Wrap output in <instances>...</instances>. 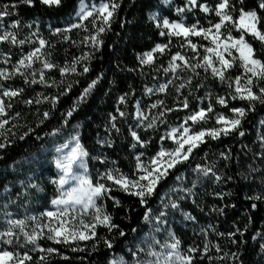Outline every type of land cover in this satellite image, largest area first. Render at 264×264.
Segmentation results:
<instances>
[{
	"label": "snow or ice",
	"instance_id": "6c2138e0",
	"mask_svg": "<svg viewBox=\"0 0 264 264\" xmlns=\"http://www.w3.org/2000/svg\"><path fill=\"white\" fill-rule=\"evenodd\" d=\"M124 0H100L99 4H87L85 0H78V7L75 12L77 22H68L65 27H53L49 25V32L53 35H62L63 41H71L69 33L74 29H83L89 33L81 41L80 44L89 48L88 51L82 52L80 56H74L71 61L67 59L61 65L52 59V52H45L44 49L49 41L46 40L40 32L39 20L28 21L23 23V27L32 28L36 25L35 31H29L24 38H20V29L22 26V18L19 9L21 6L34 8L37 3L41 6L59 8L63 5V0H8V2L0 3V43H7L11 46H24L26 44L33 45L31 50L20 55V57L9 68H0V79L7 81L13 76L19 75L23 77L24 83L41 84L47 87L56 86L58 89L62 86L63 91L57 94L44 95L36 93L35 98H28L22 101L25 105L41 104L49 101L52 109H56L61 99L67 97L74 90V86L81 83V79L86 77L92 71L91 61L95 53L104 45V35L112 31V25L117 20L118 13L122 8ZM175 0H158L154 3L152 0H132L129 7H136L140 3L141 7L149 9L148 18L155 22L159 36L166 37L167 43H155V45L147 51L136 54L138 68H129L127 71L134 72L139 70L144 75L145 66H153L158 56H162L170 51L172 38H182L179 44L180 48L187 46L193 52V57L189 58L176 51L171 54L168 66L161 67L165 73H171L181 82L176 84L175 79H169L158 86L148 87L145 85L144 93L151 95L153 93H163L165 96L169 94V87L174 86L177 94L173 101V106H167L165 100L157 99L155 103L148 106V110L159 109L158 114L151 116L145 114L141 107V101L136 100L134 105L135 113L133 119L135 124H128V135L131 137L132 143L129 145L136 150L133 159L135 161L131 174L125 173L116 164L111 161L110 167H106L103 172L98 171L96 178L89 172L88 158L90 152L81 141V134L78 130L68 133V139L60 144L54 145L55 155L52 163L55 166L56 174L47 179L49 185H54L57 193L51 199V205L55 206V210H46L38 215H25L23 218H12V213L6 211L10 205L27 208L29 205L38 204L46 195V187L40 182H36L41 176L40 157L33 160L23 157L21 159H13L11 163L5 164L4 169L0 171V175L7 174L10 180L0 181V207L4 209L6 227L0 230V264H31L34 257L33 253H41L35 260V264H53V258L59 257L67 261L69 256L57 247H44L40 243L42 239L55 242V244H64L70 247L71 251L89 252L88 257H78L81 264L87 261V264H99V261L93 262L89 257L99 252V245L103 243L104 247L112 250L116 237L111 239L107 236L98 234L97 229H106L108 233L116 230L119 237H125L126 231L113 222V214L108 211L107 200H111L114 210L122 207L119 198L112 195L113 191H122L126 195L133 196L138 199L140 207L144 209L142 222L148 227V231L143 233L139 243L133 247H129L127 252L130 257L121 254L117 258L110 259L108 264H198L205 258L212 264L214 260L223 261L229 258V253L225 252L222 256L213 257L210 255L212 248L217 253L222 252L219 243L213 244L207 239L209 232L218 236L227 235L231 243H238L235 239L237 234L243 235L248 230V224L244 225L243 230L235 227L234 231L228 233L218 232L215 225L208 224L200 226L198 235L205 237L203 247L196 244H189L186 249L182 247L184 241L177 235L174 225L179 224L188 227L189 222L197 224V216L191 211L185 210L183 207L185 202H191V205L203 208L198 203L200 198V189H204L207 182L219 186L233 180H248L250 182L258 181L264 186V133L258 135L260 141V151L251 155L253 161H257L260 167H254L252 164L242 166L235 176L228 175L226 169L231 165H242L240 153L233 154L229 147L219 152L216 160L208 163H195L194 167L185 168L182 172H176L177 169L189 165L200 150L201 145L206 144L209 140H219L221 137H228L237 134L240 137L245 136L243 123L248 114L257 111L258 106L264 107V0H256L255 5L249 7L247 0H213L212 4L198 3V0H186L183 6H176L175 13L179 14L180 19H169L168 16H161L158 11L161 5L171 9ZM194 8H199L203 13L215 12L218 18L217 22L208 21V27H204L199 19L193 23H188L186 13L191 12ZM238 12V15H234ZM73 18L70 16L69 21ZM85 21H90L92 28L89 29ZM125 23L131 24L132 21L121 22V28ZM222 30L226 32L223 34ZM238 35H233V31ZM119 35V33H117ZM192 37L202 38L208 41L209 45L198 44L193 42ZM252 41L259 42V56L257 49L254 48ZM76 44V41H71ZM53 49L55 45L51 46ZM199 48H203L202 58L195 63L191 61L200 56ZM237 53L238 55H234ZM3 63L11 64V50L3 52ZM182 61L183 63H177ZM40 63L39 69H33V65ZM237 65L241 69L238 75L234 77L229 73L236 69ZM79 66V67H78ZM189 69L193 76L187 79L177 75V69ZM56 69L61 76L57 81L46 74L45 70ZM197 69H203L206 74L200 83L193 86V77H199L200 73ZM159 71V69H157ZM38 73V79H37ZM68 74H73L81 79H74L70 83L65 84L64 78ZM208 74L213 80H218L221 85H226L229 91L225 96L217 95L215 104L213 103V94L210 89L205 91L203 96H197L196 93L207 88L206 81ZM104 76L100 72L90 80H87L79 94L72 99L71 104L62 113V127L53 128L51 132L45 133V136L56 137L62 133V129L69 124V118L85 104L89 97L93 94V90ZM130 91L124 92L117 97V104L126 108L130 97L135 95V89L129 85ZM182 90H187L188 95H183ZM25 93L24 88L4 87L0 84V162L8 159L7 149L14 146L16 141H23L29 134H35V129L29 127L27 131L20 135L14 131L17 127H21L17 123H12L8 127L10 121H18L21 113L15 112L10 115L13 109L14 98L20 97ZM182 97V99H181ZM189 97H193L198 101L197 107L193 109L190 104ZM246 102L245 106L229 107V99ZM7 98V100L5 99ZM207 100V105L203 106V102ZM215 105L229 107L230 115L226 116L224 112H216ZM181 110H187V114L182 118L181 122L175 125L167 123V115ZM39 111V109H37ZM52 115L51 110H46L42 114L37 127L43 124L45 120ZM129 113L122 110V107H116L113 113L108 114L105 129L109 134L106 139H98L101 145L112 146L114 141L111 139V133H121V127L118 121L123 120L127 123ZM215 119L212 127H201L211 119ZM180 118L178 117V120ZM264 124V121H261ZM160 125L165 126V131L159 136L160 143L157 150L151 156L144 159L145 151L151 146L152 138L144 139L143 135H147L148 131H157ZM80 125L74 126L78 129ZM199 128V130H197ZM143 130V135L141 133ZM36 139L41 137L36 135ZM167 141L172 142L171 147H165ZM242 148H247L243 145ZM143 149V150H140ZM247 157L248 153L245 152ZM92 159L99 160L104 164H108L107 157L95 156ZM204 159L207 160V153ZM223 167H220V165ZM27 166V167H26ZM195 174V179L189 180L188 176ZM170 175L174 176L172 184L166 187L160 195H157L161 184L168 179ZM187 182L190 186H185ZM43 194V195H42ZM215 197L224 199L231 192L224 193L222 191H213ZM157 200V204L153 206L151 201ZM246 200L252 201L251 209H257V202H264V187L261 191L254 195L245 196ZM22 201V203H20ZM235 207V204L230 205ZM224 207L213 205L209 211L224 214ZM129 207L126 212H131ZM91 213V221L84 219L86 215ZM179 214V220L176 215ZM41 218H46L48 223H41ZM131 219L130 216H128ZM251 222L252 217H248ZM32 222L31 231H28V222ZM78 221V223H76ZM45 229L47 231H45ZM137 228H132L131 232L136 233ZM195 232V229H193ZM160 237L163 238L161 242ZM259 244L260 254L264 260V230L257 231L253 236ZM92 241L91 251L87 245L81 247L80 242ZM76 246L73 247L72 245ZM31 246L30 251L24 250ZM144 253V258H141ZM231 259L239 261L243 264L238 253H231Z\"/></svg>",
	"mask_w": 264,
	"mask_h": 264
},
{
	"label": "trees",
	"instance_id": "16d2710c",
	"mask_svg": "<svg viewBox=\"0 0 264 264\" xmlns=\"http://www.w3.org/2000/svg\"><path fill=\"white\" fill-rule=\"evenodd\" d=\"M8 2V0H0V3ZM87 4L96 3L99 4L100 0H85ZM132 0H124L122 8L118 13L117 20L114 21L112 25V31L104 35V45L95 53L93 60L91 61L92 71L90 74L86 75L84 78H79L73 74H68L64 78V83H70L74 79H81V83L74 86V90L68 94L67 97L61 99V102L57 105L56 109H52V106L49 101H44L39 105L33 103L32 105H25L22 103L24 99L35 98L36 93H43L44 95L57 94L58 90L63 91L61 86L59 89L56 86L47 87L41 84H28L24 83L23 77L16 75L11 79L4 81L0 79V84H3L4 87L11 88H24L25 93L17 98H14L13 103L14 107L10 110V115H14L15 112H20L21 116L18 121H10L8 127H11L12 123H17L22 125L17 127L14 131L17 135L22 134L27 131L29 127L34 128L35 134H29L25 140H17L15 145L7 149L6 155L8 159L0 162V171L4 169L5 164L11 163L13 159H21L27 157L32 159L34 156L41 153V151L49 146L61 143L64 140L68 139V133H73L78 130L81 134V141L85 147L90 152V157L88 158V168L90 174L93 178H96L97 172H103L106 167H110L111 161H116V164L121 168L125 173L131 174L134 167V155L136 150L132 149L129 145L132 143L131 137L128 135V124H135L133 119L135 113V103L139 99L141 101V107L145 111V114L150 118L153 115L158 114L159 109L148 110V106L152 103H155L157 99L165 100L167 106L172 107L175 96L177 95L174 90V86L169 87V94L165 96L163 93H153L147 95L144 93V87L158 85L164 83L169 79H175L176 84H179L181 81L176 79L173 75H168L167 78L163 76L162 67L170 60L171 54L176 51H181V53L189 58L193 57V52L190 48L185 46L180 48L179 44L182 42V38H172L170 51L166 52L162 56H158L155 64L151 67L145 66L143 69L144 75H141L140 71L130 72L127 71L129 68H138V61L136 59V54L143 51L150 50L155 43H167L166 37L159 36L158 29L155 27V22L149 20L148 12L149 9L141 7L140 3L136 7H129ZM156 3L158 0H152ZM213 0H198V3H209L212 4ZM218 2V0H217ZM256 0H247V5L252 7L255 5ZM186 3V0H175L173 7L171 9L165 8L161 5L160 9H153L158 11L161 16H168L169 19H180L179 14L175 13L174 8L176 6H183ZM78 7V0H63V5L59 8L44 7L37 3V6L34 8H29L27 6H21L19 9L20 17L22 18V26L20 29V38H24L29 31H35L36 25L33 24L32 28L23 27L24 22L39 20L40 22V32L43 37L49 41V44L46 45L44 51L52 52L53 61L63 64L67 59L71 61L74 56H80L82 52L88 51L89 48L85 45L80 44V41L89 33L85 32L83 29H74L69 33L71 41H76V44H73L71 41H63L62 35L53 36L49 32V25L53 27H65L68 22H77L75 19V12ZM234 15H238V12ZM73 19L69 21V17ZM186 20L188 23H193L196 19L200 20V23L204 27H208V21L212 23L217 22L218 18L215 15V12L203 13L199 8H194L191 12L186 13ZM132 21L131 24L125 23V26L121 28V22ZM88 28L91 29L92 25L90 21H85ZM223 34L226 35V32L222 30ZM119 33V35H117ZM233 35H238V32L233 31ZM193 42L198 44L209 45L208 41L203 40L202 38L192 37ZM250 42L253 43L254 48L257 49V54L259 56V49L261 45L259 42L252 41L249 38ZM55 45L53 49L51 46ZM33 45H24V46H11L7 43H0V54L3 52H8L11 50L12 53V63L4 64L2 55H0V68H9L11 70L12 64L20 57L23 53L31 50ZM200 52V58L203 55V48L198 49ZM259 58L264 59V56H259ZM193 63V60L191 61ZM41 67L40 63L37 62L33 65V69L28 70L31 72L34 69H39ZM79 67V66H78ZM159 69V71H157ZM46 74L55 78L57 81L61 79L60 73L56 69L45 70ZM200 73L199 77H193V86L200 83L201 80L205 77L203 69H197ZM241 69L237 65L236 69L231 71L229 74L231 76L238 75ZM100 72L104 73V76L97 88L93 90V94L89 97L85 104L69 118V124L62 129V133L56 137L45 136V133L51 132L53 128L62 127L63 119L62 113L65 109L71 104L72 99L79 94L80 89L85 86L87 80L95 78ZM179 77L187 79L189 76H193L191 70L186 69L185 71L177 74ZM38 79V73H37ZM207 88L202 89L196 93L197 96H203L205 91L208 89L211 90L213 94V103L215 104V97L217 95L225 96L229 91L226 85H221L218 80H213L210 74H208V80L205 82ZM129 85L135 89V95L130 97L127 103L126 108L117 104V97L124 93L130 91ZM183 95H188L187 90H182ZM7 100V98H5ZM182 99V97H181ZM190 104L193 109L197 107L198 101L193 97H189ZM229 99V107H239L247 106L246 102L239 100ZM207 105V100L203 102V106ZM116 107H122V110H126L129 113L127 117V123L123 120H119V126L121 127V133L116 134L115 132L111 133V139L114 141L112 146L101 145L98 143V139H106L109 134L105 129V123L108 119V114L113 113ZM229 107H224L220 105H215L216 112H224L226 116L230 115ZM39 109V111H37ZM46 110H51L52 115L49 119L45 120L43 124H40L37 127V124L40 119H42V114ZM187 114V110H181L174 113H169L167 115V123L169 125H175L181 122L182 118ZM178 117L180 118L178 120ZM264 121V107H259L256 112L249 113L245 118L243 123V130L245 131V136L240 137L237 134H232L228 137H221L219 140H209L206 144L201 145L200 150L195 154V157L190 162L189 165H185L176 170V172H182L185 168L194 167L195 163H208L210 161L216 160L219 152L224 151L227 148H231L233 154L240 153L242 165L238 166L236 164L231 165L226 172L228 175L235 176L236 172L241 170V167L248 164H252L254 167H260V164L257 161H253L250 157L252 153L259 152L260 141L258 140V135L264 133V124L261 123ZM80 125L78 129L74 128L76 125ZM215 124V119L209 120L205 125L201 127H212ZM199 130V128H197ZM165 131V126L160 125L157 131L153 132L148 131L147 135H143V130L141 133L144 139L152 138L151 146L145 151L144 159L147 160L148 156L154 154L157 150L159 141V136L162 135ZM36 135H39L41 139L37 140ZM243 145H247V148H242ZM172 142L167 141L165 147H171ZM143 150V149H140ZM247 152L248 156L245 157L244 153ZM205 153H207V160L204 159ZM105 156L107 157L109 163L104 164L99 160L92 159L91 157L95 156ZM50 154H46L43 162L41 161L40 172L41 176L38 177L36 182L42 183L46 187V195L44 198L39 201L40 209L44 210L48 208L49 201L51 197L54 196L52 193L51 187L47 183V179L50 176H54L53 168L48 164ZM27 167V166H26ZM220 167H223L221 164ZM10 180L11 177L7 174L0 175V181ZM174 179L173 175H170L166 181L161 184L158 189L157 195H160L162 191L172 184ZM189 180L195 179V174L188 176ZM185 186H190L185 182ZM262 187L258 181L250 182L248 180H233L227 183H222L219 186L207 182L204 189H200V198L198 203L203 208V211L200 208H197L191 205V202H185L183 207L185 210L191 211L193 215L197 216V224H192L189 222L188 227H183L182 225H174L176 228L177 235L181 237L184 241L182 247L187 248L189 244H196L203 247L205 237L203 235H198L200 226H206L208 224L215 225L218 232L228 233L234 231L235 227L241 228L243 230L244 225L248 224V230L243 232V235L239 233L235 237L238 243H231L229 237L218 236L215 233L209 232L207 237L213 244L219 243L222 249V252L217 253L214 248L211 249L210 255L213 257L217 255H223L225 252L229 253V258L219 261L214 260L212 264H239V261L231 259V253H238L240 259L243 261V264H264V260L261 258L259 244L256 240L252 239V236L257 231L264 230V202H257V209H251L252 201L246 200L245 196L254 195L256 192L261 191ZM213 191H222L224 193L231 192V195H226L224 199L215 197L212 193ZM43 195V194H42ZM113 196L119 198L122 202V207L119 209L113 208L111 200H107L108 211L113 214V222L118 224L120 228H123L126 231L125 237H119V234L116 230H113L112 233H108L106 229L98 228V234L101 236L107 235L110 239L115 236L116 240L112 250H108L101 243L99 247V252L93 253L89 259L93 262L99 261V264H108L110 259L117 258L118 255L123 254L126 259L130 257V254L127 252L129 247H133L135 244L139 243L143 233L148 231V227L142 222V215L144 209L140 207L139 201L137 198L126 195L122 191H113ZM22 203V201L20 202ZM151 204L155 206L157 200L153 199ZM235 204V207L230 205ZM225 207L224 214H218L210 212L209 209L213 206ZM131 208V212H126L127 208ZM12 211H18L20 207L17 205H10ZM131 217V219L128 218ZM251 216L252 220L249 222L248 217ZM176 219L179 220V214L176 215ZM88 222L91 221V216H87ZM132 228H137L136 233L131 232ZM195 229V232L193 231ZM161 242L163 238L160 237ZM92 241L80 242V246L83 247L87 245L89 251L92 248ZM44 247H57L66 255L69 256V260L64 261L59 257L53 258V264H81L78 257H88L89 252H72L70 247L65 246L64 244H55L53 242H42ZM73 247L76 245L73 244ZM41 253H33L30 251V255L34 257L31 264H35L36 258ZM145 254L141 253V258H144ZM87 264V261L84 262ZM198 264H209V261L205 258L202 262L199 261Z\"/></svg>",
	"mask_w": 264,
	"mask_h": 264
},
{
	"label": "rangeland",
	"instance_id": "374dc122",
	"mask_svg": "<svg viewBox=\"0 0 264 264\" xmlns=\"http://www.w3.org/2000/svg\"><path fill=\"white\" fill-rule=\"evenodd\" d=\"M209 46H210V44H209ZM233 54H234V55H238L237 53H233ZM199 59H201V58H200L199 56H197L195 59H193V63H195V62H196L197 60H199ZM177 63L182 64L183 62H182V61H177ZM167 66H168V61H167V63L164 65V67H167ZM185 70H186V69H183V68H181V69H177V74H179V73H181V72H183V71H185ZM160 73H163V76H165V78H167L168 75H169V76L172 75L171 73H165V72L163 71V68H162V72H160ZM158 85H159V84H158ZM158 85H156V86H158ZM151 87H152V86H151ZM65 141H66V140L62 141L61 143L65 142ZM57 144H60V143L53 144V145L49 146L48 148L43 149V150L41 151L40 154L34 156L31 160L35 159L36 157H40V161L43 162V160L45 159L46 154H50L51 157L49 158L48 164L53 168L54 174H56V169H55L54 164L52 163V158H53L54 155H55V152H54V145H57ZM49 186L51 187L52 193L54 194V196L51 197V199H53V198L55 197V195L58 194V193H57V190H56V188H55L54 185H49ZM51 199H50V201H51ZM50 201H49V206H48V208H46V209H44V210H41V209H40V203H38V204L29 205L26 209L20 207V208L18 209V211H15V212L12 211L11 208H10V206H9V207L6 209V211L12 213V218H23L25 215H32V214L38 215L40 212H43V211H46V210H52V211L55 210V206L51 205ZM4 211H5V210L2 209V207H0V230H4V228L6 227L5 217H4V215H3V212H4ZM89 215L91 216V213H89L88 215H86V216L84 217V219L87 220V216H89ZM41 223H48V221H47L46 218H41ZM76 223H78V221H77ZM31 226H32V222L29 221V222H28V228H27L28 231H31ZM45 231H47V230L45 229ZM45 241L53 242V241H49V240H46V239H42V240L40 241V243L42 244V242H45ZM53 243H55V242H53ZM3 246H4V245H0V247H3ZM30 248H31V246H29L28 249H24V250H29V251H30Z\"/></svg>",
	"mask_w": 264,
	"mask_h": 264
}]
</instances>
